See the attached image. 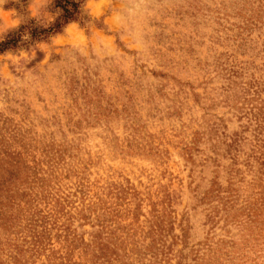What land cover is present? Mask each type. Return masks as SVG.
Instances as JSON below:
<instances>
[{"label":"rangeland","instance_id":"374dc122","mask_svg":"<svg viewBox=\"0 0 264 264\" xmlns=\"http://www.w3.org/2000/svg\"><path fill=\"white\" fill-rule=\"evenodd\" d=\"M84 9L0 55V264H264V0Z\"/></svg>","mask_w":264,"mask_h":264},{"label":"trees","instance_id":"16d2710c","mask_svg":"<svg viewBox=\"0 0 264 264\" xmlns=\"http://www.w3.org/2000/svg\"><path fill=\"white\" fill-rule=\"evenodd\" d=\"M85 2L86 0H53L52 9L55 14L53 20L41 24L34 19H29L8 32L0 38V55L45 43L71 23L88 25L91 18L84 9Z\"/></svg>","mask_w":264,"mask_h":264},{"label":"clouds","instance_id":"9594fccd","mask_svg":"<svg viewBox=\"0 0 264 264\" xmlns=\"http://www.w3.org/2000/svg\"><path fill=\"white\" fill-rule=\"evenodd\" d=\"M69 26H71V24ZM69 26H67V27H69Z\"/></svg>","mask_w":264,"mask_h":264}]
</instances>
